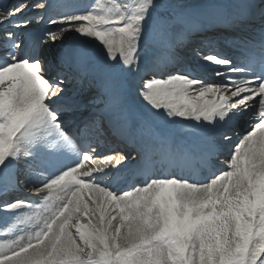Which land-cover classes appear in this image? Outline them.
<instances>
[{
  "label": "snow or ice",
  "instance_id": "snow-or-ice-1",
  "mask_svg": "<svg viewBox=\"0 0 264 264\" xmlns=\"http://www.w3.org/2000/svg\"><path fill=\"white\" fill-rule=\"evenodd\" d=\"M32 7L43 14L26 16V2L0 10V188L14 187L21 166L38 185V202H0V212L23 213L6 228L12 238L0 240V264H264V0ZM209 30L240 58L213 40L206 54L181 56ZM53 61L89 83H118L107 110L85 116L100 97L66 98ZM209 72L220 82H206ZM132 92L146 111L133 112ZM105 120L133 141L134 125L156 128L131 162L144 179L127 190L109 177L127 155L94 159ZM241 120L249 130L233 143L228 133ZM185 123L190 131L180 133ZM222 145H231L224 169L197 179Z\"/></svg>",
  "mask_w": 264,
  "mask_h": 264
},
{
  "label": "bare ground",
  "instance_id": "bare-ground-1",
  "mask_svg": "<svg viewBox=\"0 0 264 264\" xmlns=\"http://www.w3.org/2000/svg\"><path fill=\"white\" fill-rule=\"evenodd\" d=\"M21 2H23V0H12L10 5H4V4L0 3V10H2L4 7L11 8L12 6L18 5ZM33 2H36V0H29L27 3L31 4ZM65 2H66V0H60L58 2V4H63ZM85 2L86 3H93L94 0H85ZM190 2L195 4V5L204 6V5L215 4V3L233 2V0H190ZM27 11H29V13H26L25 15L28 16L29 18L30 17H35L37 15L36 13L33 12L32 9L31 10L27 9L26 12ZM4 27L8 28V24L4 25ZM52 28L54 29L55 26L52 25ZM218 35L219 34H217L214 30H209V31H207V33H203V34L202 33H195L192 36L191 41H190V43L188 45H192L191 47H199V45H205L207 43V41H209V40H213L215 42L218 41V39L222 40V38L220 36H218ZM205 36L207 38H205ZM181 56L185 57L182 54H181ZM218 70L222 71L223 69H218ZM212 74H213V76H215L214 73H212ZM204 78H205V80L212 81V82L208 81L209 83H219L220 82L219 77H210L209 73ZM90 80H91V76H89V80H85L86 84H88ZM104 80L105 79H103L102 77L97 76L95 82L94 83H90V84H100ZM124 87L126 89L127 85H125ZM119 89H120V85L118 83L112 82V85L109 87L108 91L106 92L107 95L104 94L101 98L107 99L108 97H111V93L113 91H118ZM76 91L77 90H67L66 94L70 95L71 98H73V96H74ZM89 93H93V92L89 91ZM126 98H127L128 104L131 107H132L133 103H138L139 106L142 107L146 111V109L144 108L143 103L138 98H136L135 92H132L131 95H127ZM97 103H98V101L96 100L94 105H97ZM134 127H135V133H136L135 141L128 139L130 144L131 145L136 144L138 146L144 147V149L147 146L151 145L152 142H153V139H154L153 135L143 125L137 124V125H134ZM180 128H181V132L180 133H184V132L190 131V128L187 126L186 123H185L184 126H182ZM228 134L230 136L232 135L230 133H228ZM231 137H233V136H231ZM215 162H217L219 164H222L223 160H217ZM219 168L221 169L222 167L219 166L217 169H219ZM201 169L202 168H197V170L195 172V177L197 179H202V174H204V173H200ZM211 169H213V168H211ZM168 170H171V169H168ZM128 171H129V169L125 168V169L113 172L112 174H109V177L111 178V183H112L114 188H115L114 185L116 183H122L121 189L127 190L129 185H132V184H135V183L138 182L135 178L132 179L131 175H128ZM35 178L36 177H33L30 181H34ZM35 202H38L36 196L34 197V200H33V203H35Z\"/></svg>",
  "mask_w": 264,
  "mask_h": 264
},
{
  "label": "rangeland",
  "instance_id": "rangeland-1",
  "mask_svg": "<svg viewBox=\"0 0 264 264\" xmlns=\"http://www.w3.org/2000/svg\"><path fill=\"white\" fill-rule=\"evenodd\" d=\"M135 109L138 110V111H142V108L139 107L138 105H135ZM157 124H159L160 122L159 121H156ZM144 126V125H143ZM145 128L147 130H149L150 132H155L156 131V128L154 126H145Z\"/></svg>",
  "mask_w": 264,
  "mask_h": 264
}]
</instances>
